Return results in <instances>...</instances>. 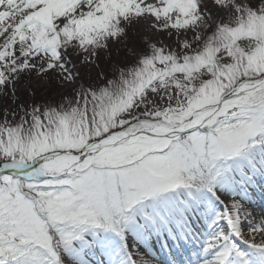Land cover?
<instances>
[{
	"label": "snow or ice",
	"instance_id": "1",
	"mask_svg": "<svg viewBox=\"0 0 264 264\" xmlns=\"http://www.w3.org/2000/svg\"><path fill=\"white\" fill-rule=\"evenodd\" d=\"M0 264H264V0H0Z\"/></svg>",
	"mask_w": 264,
	"mask_h": 264
},
{
	"label": "rangeland",
	"instance_id": "2",
	"mask_svg": "<svg viewBox=\"0 0 264 264\" xmlns=\"http://www.w3.org/2000/svg\"><path fill=\"white\" fill-rule=\"evenodd\" d=\"M124 45L120 44V45H113L112 49H111V59L113 62H115L116 60L121 59V51L123 50ZM109 55L107 53L102 55V59L103 60H109Z\"/></svg>",
	"mask_w": 264,
	"mask_h": 264
}]
</instances>
